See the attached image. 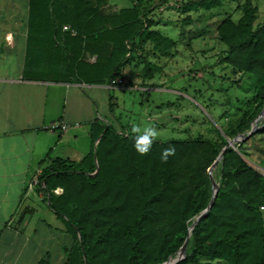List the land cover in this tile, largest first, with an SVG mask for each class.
<instances>
[{"label":"trees","instance_id":"obj_1","mask_svg":"<svg viewBox=\"0 0 264 264\" xmlns=\"http://www.w3.org/2000/svg\"><path fill=\"white\" fill-rule=\"evenodd\" d=\"M133 1L131 7L115 9L110 0H31L30 12L39 14L32 22L38 35L27 74L40 79L49 71L56 81L111 84L119 68L143 55L146 43L169 55L177 42L153 29L159 22L146 8L150 0ZM225 1L238 3L242 15L217 23L218 38L226 47L220 62L256 77L253 98L235 123L221 132L215 129L217 138L153 140L142 155L134 147L135 135L98 122L93 127L101 132L94 138L102 137L83 160H48L38 185L71 237L63 264H164L177 258L189 235L184 258L176 264H264V174L246 159L251 148L262 152L264 147V124L246 137L264 107V19L257 23L253 0H193L180 9L185 15ZM190 21L185 16L183 26ZM86 50L99 52L95 63L87 60ZM44 58L54 66L42 68L41 61L37 66ZM160 70L145 61L140 76L150 80ZM240 136L243 140L229 147L216 167L219 189L211 210L190 232L213 196L211 166L229 140ZM170 146L175 152L162 162L160 153ZM260 160L255 162L264 163V156ZM57 188L62 193L56 194Z\"/></svg>","mask_w":264,"mask_h":264},{"label":"crops","instance_id":"obj_2","mask_svg":"<svg viewBox=\"0 0 264 264\" xmlns=\"http://www.w3.org/2000/svg\"><path fill=\"white\" fill-rule=\"evenodd\" d=\"M30 4L31 0H0V264H38L41 260L63 264L71 237L56 215L36 216L46 212L41 203L48 202V195L39 185L32 186V181L40 177L48 160H83L102 137L94 138L101 130L93 124L118 120L111 104L114 108L119 104L111 97L118 91L151 89L146 83L154 78H141L145 86L132 87L130 81L143 70L142 65L134 75L137 58L118 76L124 85L56 81L49 71L40 79L30 78L26 68L38 35L32 22L39 16L30 12ZM98 55V51H85L90 63ZM40 61L42 68L54 66L49 65V58L38 59L37 66ZM55 121L71 126L65 132H51L47 127Z\"/></svg>","mask_w":264,"mask_h":264},{"label":"rangeland","instance_id":"obj_3","mask_svg":"<svg viewBox=\"0 0 264 264\" xmlns=\"http://www.w3.org/2000/svg\"><path fill=\"white\" fill-rule=\"evenodd\" d=\"M189 1L193 0H169L166 3L161 0L149 1L146 8L151 9L150 17L159 22L153 29L175 40L177 44L167 56L154 49L151 43L145 44L143 55H137L134 75L148 59L153 60L161 70L150 84L146 83L151 89L136 88L118 91L113 95L119 108L113 109L118 120L111 121L108 125L111 128L122 134L134 135L143 134L145 127L152 126L157 129L153 140L162 142L199 136L217 138L215 129L221 132L235 123L245 109L246 101L253 98L258 85L256 77L238 74L229 64L220 62L226 47L218 38L216 26L228 15L234 20L241 17L238 3L225 1L222 6L211 9L193 8L184 15L180 6ZM110 4L119 9L131 7L134 1L110 0ZM253 4L258 7L257 23L262 22L264 0H253ZM188 15L191 21L183 26L182 20ZM196 35L198 37H194ZM122 72L123 68H119V73ZM130 82L132 87L145 86L141 83L140 75ZM263 124L264 118L258 126ZM261 141V146H264V137ZM261 148L262 152L251 148L252 156L246 159L260 172H264V163L259 165L255 162L264 156V147ZM217 174L215 168L214 176ZM48 203H41L46 212L40 211L37 217L44 214L51 218L55 216Z\"/></svg>","mask_w":264,"mask_h":264},{"label":"water","instance_id":"obj_4","mask_svg":"<svg viewBox=\"0 0 264 264\" xmlns=\"http://www.w3.org/2000/svg\"><path fill=\"white\" fill-rule=\"evenodd\" d=\"M263 117H264V109L253 120V122L251 123L250 131H249V133L247 134L246 137H248L251 134H253L259 128L258 127V123L261 120V118H263ZM242 140H243V136H240V137L234 138L232 140H229L228 145L223 149L222 153L217 157L216 161L211 166V168L209 170V174H210V179H211V183H212V186H213V196H212L211 201H210L209 205L207 206V208L205 210H203L198 216L195 217V219L193 221V224H192V226L190 228V232L193 230V228L195 227L197 222L200 221L211 210V208H212V206H213V204L215 202V199H216V196H217V193H218V189H219V186H218V184H217V182H216V180L214 178V170H215V168L221 163V161L223 159V156H224V153L226 152V150L229 147H234L235 144H238ZM97 172H98V167H97L96 173ZM189 237H190V235L187 237L186 241L184 242V244L180 248L177 258L176 259H171V260L167 261L164 264H176L177 262H179L181 259L184 258L185 249H186V245H187Z\"/></svg>","mask_w":264,"mask_h":264},{"label":"clouds","instance_id":"obj_5","mask_svg":"<svg viewBox=\"0 0 264 264\" xmlns=\"http://www.w3.org/2000/svg\"><path fill=\"white\" fill-rule=\"evenodd\" d=\"M138 131V130H137ZM157 135V129L155 127L149 126L145 127L143 134H138L135 136L134 147L140 154H146L150 151L153 139ZM175 152L174 147H166L160 153V159L162 162H166L169 156L173 155Z\"/></svg>","mask_w":264,"mask_h":264},{"label":"built area","instance_id":"obj_6","mask_svg":"<svg viewBox=\"0 0 264 264\" xmlns=\"http://www.w3.org/2000/svg\"><path fill=\"white\" fill-rule=\"evenodd\" d=\"M64 29H68V27H65ZM118 85H124L123 79H115L112 81L111 86H118ZM78 125V124H76ZM70 124L63 122V121H55L52 124H50L47 128L51 132H65L70 128ZM39 183V176H36L32 181V186H36ZM56 194H59L58 190H55ZM261 210L264 211V206L261 207Z\"/></svg>","mask_w":264,"mask_h":264}]
</instances>
